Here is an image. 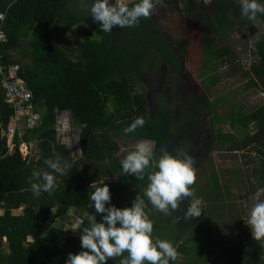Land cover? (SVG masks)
<instances>
[{"label": "trees", "instance_id": "trees-1", "mask_svg": "<svg viewBox=\"0 0 264 264\" xmlns=\"http://www.w3.org/2000/svg\"><path fill=\"white\" fill-rule=\"evenodd\" d=\"M75 1L0 0V11H6L3 29L8 37L7 42L0 46L2 62L20 65L19 75L32 93L34 110L41 114L37 127L23 129L25 133L22 136L16 131L13 137L15 149L9 152L7 127L14 109L6 102L5 90L0 85V264H65L69 252L81 251V231L78 229L77 234L63 232L65 221L75 217L72 220L74 223L75 219L82 217L86 226L92 215L98 222L102 216L89 207L87 196L91 191L88 189L90 183L95 180L99 184L104 175L116 174L115 182H103L109 186L111 194L108 203L121 208L130 206L137 195L143 197V190L126 194L127 188L146 187L148 183L147 175L140 180L122 172L120 161L133 148L119 154L121 147L111 131H123L134 118L142 116L144 126L127 133V140H154L158 144L155 151H158L164 135L160 132L162 120H156L157 115L153 117L156 113L152 115L147 109L144 94L136 84L141 73L147 71L143 65L151 50L156 49L160 53L157 55L159 59L178 61L167 37L150 25L144 27L148 21H140L137 26L128 28L126 32L132 38L124 32L117 34L113 29L109 33L101 32L97 22L76 10ZM211 1L212 9L206 0H172L179 11L189 12L196 22H202L207 27L211 23L218 25V33H230L232 26L243 32L244 51L251 53L254 50L251 53L254 60L246 70V74L252 75L247 87H259L260 82L264 83V33L258 40H253L251 36L264 29V15H258L250 22L240 16L236 0ZM75 26L82 27L79 41H69L61 46L59 37ZM212 30L210 27L207 33L195 39L202 43L201 68L204 72L214 69L210 48L214 45ZM183 35L176 40L174 47L186 59L194 40ZM203 40L208 43L204 44ZM42 41L44 48L40 46ZM217 54L220 55L219 52ZM157 57L150 61L153 66L160 61ZM219 99L223 101V98ZM225 101L230 107L225 114L218 112L224 118L216 121L227 124L230 130L220 131L223 133L219 132L216 140L228 145V152L236 162L237 156L242 153L245 176L250 181L253 178L251 175L254 176L257 189H262L264 103L248 110L237 99L235 104ZM204 104L211 107L209 97H204ZM64 113L69 116L71 129L79 131L81 155L77 158L72 157L69 146L57 131V120ZM31 141H36L35 154L24 156L20 145ZM54 154L69 160L72 167L64 176L57 177L55 191L34 196L27 178L33 170L50 171L44 159ZM105 161L106 166L101 168V163ZM253 187L251 185L247 190L239 188L240 198L246 199L250 191L253 194ZM19 208H22V213L14 214L13 210ZM155 223L153 221V227ZM198 230H202L201 234L209 239H217L211 228ZM153 234V239H160L165 232ZM183 237L184 231L178 233L173 246L180 248ZM188 237L195 239L192 235ZM183 244L187 248L180 249L184 250V254L187 249L189 253L186 255L191 257L188 263L195 258L200 247L204 249L203 244L197 242L196 248L193 246L194 251L187 239ZM126 255L125 252L106 261V264H120ZM214 257L212 264H264V243L249 241L248 236L244 240L223 241ZM177 259L178 256L169 262L184 264Z\"/></svg>", "mask_w": 264, "mask_h": 264}, {"label": "rangeland", "instance_id": "rangeland-1", "mask_svg": "<svg viewBox=\"0 0 264 264\" xmlns=\"http://www.w3.org/2000/svg\"><path fill=\"white\" fill-rule=\"evenodd\" d=\"M207 2L209 7L212 9V1L206 0V3ZM163 8H165V6ZM166 9L167 8H165V10ZM78 11L91 17V15H88L87 12H85L82 8L78 9ZM156 12L157 11H155V15H150L148 18H146L150 23L151 28L160 30L162 34H164L170 41L172 40L174 43L176 40L181 38L182 34H184V37L194 40L193 44L190 46V48H188L189 53L186 56L185 64L186 67L193 72V78H195L202 88L206 90V96L213 99V101L211 100L212 105L210 107L213 111V115L211 117V126H213L214 121L224 118L219 113L225 114L227 112L226 110L230 107V104L226 103L225 100L233 104L235 99H237L239 102L243 103L248 110H252L264 103V83L260 82L259 87H247L249 85V79L252 75L246 74V70L254 60V57L251 56V53L254 50L251 51V53L244 51L245 37L243 36V33L237 31V29L232 26L230 33H226L224 35L222 32H217L219 29L218 25L214 26L211 23L210 27L213 28V30L210 32L212 33L214 45L210 48L211 53H213L212 58L214 69L204 72L201 68L203 63V55L200 53V46L202 43H198L195 39H197L199 36H203L204 33H207L204 32V30L208 31L210 27L204 25L203 28L200 29L197 27V23L194 24V19L189 12H177V10L172 7L170 10L165 11L163 18L160 16V12L159 14H156ZM90 19L91 21L95 22L92 17ZM81 30V26H75L67 30L63 36L59 37L60 45L64 46L69 41L78 42L81 37ZM113 30L116 31L117 34L124 32L127 37H131L127 34L128 32H126L128 31V28L120 29L117 26H113ZM263 33L264 29L262 28L261 30L255 32L253 34L254 36L251 37L253 40H258L263 36ZM42 42L43 44L40 46L44 48V41ZM203 42L204 44L208 43L205 42V40H203ZM217 52H219L220 55H218ZM157 55H160V53L156 49L147 53L145 57L146 61L143 65L145 71L154 68L159 70V68H161V61H157L155 66H153V63H150V61L154 59L155 56L157 57ZM165 64L166 70L170 72L171 66L168 63ZM136 87L139 91H142V86L139 82L136 84ZM219 97L223 98L222 102L220 101ZM215 98H217L218 101L215 100ZM214 105L217 107V109ZM61 119L63 121L65 119H69L68 114L64 113V115L61 116ZM220 124L218 128L220 130L212 132L213 135L216 133L219 134L220 131L230 130L227 124ZM172 131L176 132L177 129L173 127ZM111 132L112 137L119 143L121 147L119 154H122L127 148H134L136 145L133 142H130V140H127V134H125L124 131L113 130ZM24 133L25 132H23V130L20 131L21 136ZM62 140L66 141L73 158H77L81 155V149L79 146V131L77 129H71L68 131L67 137L62 138ZM35 142L36 141H31L30 143H26L27 146L24 145L25 142L21 143L20 150L24 156H27L28 154H35ZM139 142L145 141L141 140ZM146 143H148L151 149H153V144L150 142ZM227 147L228 145H223L217 142L216 146H214L211 151L212 155H208L206 159L202 161L200 166L197 168L194 167L196 180L191 188L194 192V197L201 200L202 212L200 216L186 220L184 219L182 212L179 210L178 212H170L168 215H164L163 213L152 208L150 204L147 205L146 211L149 215V218L152 220V223L153 221L156 222L155 226L153 227V235H155V233L157 234L164 231L165 237L162 236L160 239L168 240L172 243V245H174L176 244L175 242L177 241L176 238L178 233L182 234L184 231V237L180 239V248H187L186 244H183L185 239H187V242L191 244V248L193 246L195 247L197 242L198 244H203L202 246L204 249L199 246L201 250L197 251L195 258L190 261L191 263H188L191 257L186 255L189 253L188 250L186 249L187 253L184 254V250L174 246L176 252H178L177 260L183 261L184 264H204L206 262H210V264H212L211 262L214 260L213 258H215L214 255L217 254L219 245L223 241H229L232 239L244 240L246 239V236H248L249 241H255L256 244H262L252 237L249 227L244 222V218H246L249 209L257 201V199L264 200V188L257 189L258 187H256V184L254 183V177V181H250L249 178L245 176V165L244 158L241 155L242 153H239L236 162L231 156L230 152H228ZM188 148L189 143H185L183 146H181L182 154H178V152L174 154L184 155V151L187 152ZM166 150L167 148L164 147L160 148L158 151H153L154 157L158 158V156ZM106 164V161L102 162L101 168L105 167ZM103 181L107 184L115 182L116 174L111 173L109 175H104ZM251 185H253V188H255V190H253L254 193L252 194V191H250L246 199L240 198L241 193H239L238 189L242 188L247 190V188ZM144 188L145 187H142L141 185L138 187H130L125 190V193L128 194L133 192V190L141 191ZM144 199L146 200V198ZM183 202L182 207L186 208L188 204L187 198ZM1 212L2 210L0 213ZM13 213L21 214L22 208L13 210ZM74 218L75 217H73L71 220L67 219L65 221L63 232L67 234L79 233V231L73 232L71 229L73 224L72 220ZM210 221L215 222L216 226L213 227L211 223H209ZM169 222L171 224L167 226ZM180 228L183 230H180ZM199 228H211L214 233L219 230L217 239H215L216 237L209 239V237L206 235L203 236L201 234L203 231L198 230ZM189 235L194 236L195 239L188 237ZM158 236L160 237V235ZM195 248L194 251L196 250ZM169 264L171 263L169 262Z\"/></svg>", "mask_w": 264, "mask_h": 264}, {"label": "clouds", "instance_id": "clouds-1", "mask_svg": "<svg viewBox=\"0 0 264 264\" xmlns=\"http://www.w3.org/2000/svg\"><path fill=\"white\" fill-rule=\"evenodd\" d=\"M240 16L254 21L258 15H264V0H236ZM77 9H83L99 24L101 32L109 33L113 26L120 29L137 26L142 18H148L155 8V0H76ZM145 120L138 116L123 129L132 133L143 127ZM190 155L172 154L168 151L154 157L150 145L137 143L121 159L123 173L143 180L147 175V185L143 197L137 195L130 206L117 207L108 202L111 199L109 186L94 180L88 185L87 199L95 213L102 214L98 222L92 215L85 221L78 218L71 226L73 232L81 231L80 247L77 253L69 252L65 264H106V261L122 256L120 264H169L176 259V250L172 243L164 239H153V223L146 211L147 205L168 215L170 212H182L184 219L190 220L201 215V200L194 197L191 186L196 175ZM47 169L33 170L28 185L34 196L42 192L55 191L58 176H64L72 167L69 160L59 154L45 158ZM187 198L186 208L182 202ZM147 201V203H146ZM107 205V206H106ZM52 211V210H51ZM245 224L252 237L264 243V200L257 201L249 209ZM216 226L215 222L210 221ZM219 230L215 232L218 236Z\"/></svg>", "mask_w": 264, "mask_h": 264}, {"label": "flooded vegetation", "instance_id": "flooded-vegetation-1", "mask_svg": "<svg viewBox=\"0 0 264 264\" xmlns=\"http://www.w3.org/2000/svg\"><path fill=\"white\" fill-rule=\"evenodd\" d=\"M167 42L171 51L177 55L178 61L160 59L161 68L141 73L139 83L147 109L152 115L156 113L153 116L157 115L156 120H162L160 132L164 135L159 150L165 147L169 153L182 154L181 146L189 143L184 155H190L194 162L193 167L197 168L208 155H212L211 151L217 142L221 143L216 140L218 133L212 134L220 130L218 128L221 122L214 121L211 126L213 111L204 104V97H208L206 90L193 78V72L186 67L185 59L177 52L174 42L168 38ZM165 63L171 66L170 72L166 70ZM210 100L213 101L212 98ZM215 108L217 109L216 106ZM173 127L177 129L176 132L172 131ZM141 140L153 144L152 151L157 149V142L148 138H139L133 143L137 144Z\"/></svg>", "mask_w": 264, "mask_h": 264}, {"label": "built area", "instance_id": "built-area-1", "mask_svg": "<svg viewBox=\"0 0 264 264\" xmlns=\"http://www.w3.org/2000/svg\"><path fill=\"white\" fill-rule=\"evenodd\" d=\"M5 17L6 11H0V46L8 40L3 29ZM19 72V64H4L0 56V85L5 90L6 102L14 109L7 127L9 152H13L15 149L13 137L16 131L20 132L25 128L33 129L40 124L41 120V114L34 110L32 93L25 81L20 77ZM61 116H59L57 121V131L62 138H66L68 131L71 130V122L69 119L63 121ZM24 145L27 146L26 143Z\"/></svg>", "mask_w": 264, "mask_h": 264}, {"label": "crops", "instance_id": "crops-1", "mask_svg": "<svg viewBox=\"0 0 264 264\" xmlns=\"http://www.w3.org/2000/svg\"><path fill=\"white\" fill-rule=\"evenodd\" d=\"M76 2V1H75ZM207 4H208V2H207ZM213 4V3H212ZM165 6V8H167L166 10H170V8L172 7V8H175L176 10H177V12H181V11H179L178 9H177V7H176V5L172 2V0H155V8H154V12L151 14V15H155V11H157L156 12V14H159V12H160V16L163 18L164 17V14H165V8H163ZM76 10L78 11V9H77V6H76ZM86 12V11H85ZM183 12V11H182ZM82 13V12H81ZM84 14V13H83ZM192 16V15H191ZM87 17H89V16H87ZM91 17H89V19H90ZM162 18H160V19H162ZM194 19V18H193ZM141 21H147V19L146 18H142L141 19ZM198 24V26L197 27H199L200 29H202L203 28V26L205 25L204 23H202V22H200V23H198V22H196L195 20H194V24ZM142 24V23H141ZM147 25H150V23L148 22L147 24H145V25H143L144 27H147ZM196 26V25H195ZM247 31L248 32H250L249 31V29H247ZM204 32H208L207 30L205 31L204 30ZM241 33H243V32H241ZM212 34V33H211ZM200 38V36L197 38V39H199ZM249 168V167H248ZM252 177H254V176H252ZM252 179V181H254L253 180V178H251ZM20 209V208H19ZM6 240V238H4V241Z\"/></svg>", "mask_w": 264, "mask_h": 264}]
</instances>
